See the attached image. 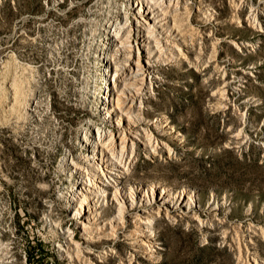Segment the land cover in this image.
<instances>
[{"label":"rangeland","instance_id":"1","mask_svg":"<svg viewBox=\"0 0 264 264\" xmlns=\"http://www.w3.org/2000/svg\"><path fill=\"white\" fill-rule=\"evenodd\" d=\"M151 4L159 13L156 25L142 30L151 40L147 71L132 27L133 18L141 17L138 2L0 0V236L13 251L12 260L2 264L68 261L58 248L66 240L60 227L69 228L74 241L81 230L56 198L65 176L59 163L66 150L77 159V138L87 118L114 133L104 134L107 143L116 140L111 147L122 148L129 171L119 188L128 199L140 204L154 188L161 195L156 185H166L176 198L188 193L192 208L187 216L155 214L160 249L153 257L131 251L134 222L126 218L112 221L117 230L96 228L72 254L83 256L85 264H262L264 0ZM107 20L117 24L112 38L103 29ZM105 51L116 73H126L120 97L125 113L116 109L122 117L116 115V121L136 124L146 145L136 139L131 149L117 140L114 122L97 119L100 88L94 91L93 83L102 82L97 77L104 65L97 58ZM241 68L249 73L239 83ZM131 81L141 89L128 87ZM214 89L219 91L212 94ZM162 114L166 126L159 134L152 122ZM176 130L181 135L170 136ZM109 201L101 221L116 212ZM193 217L203 220L206 233ZM56 220L54 228L50 223ZM254 224L259 234H252ZM249 245L257 255L248 252ZM103 249L108 254L99 256Z\"/></svg>","mask_w":264,"mask_h":264},{"label":"bare ground","instance_id":"2","mask_svg":"<svg viewBox=\"0 0 264 264\" xmlns=\"http://www.w3.org/2000/svg\"><path fill=\"white\" fill-rule=\"evenodd\" d=\"M129 1L138 2L140 4V7L136 9L142 11L141 17L137 16L133 18V24L135 25L132 27L135 30L134 41H136V39L140 40L139 42H136V49L138 51V55L140 53L143 54L142 66H145L147 71H149L148 66L150 65L151 60V40H149L147 35H145L142 30L146 28L144 26L156 25L158 18L155 15L158 14L159 11L156 8L154 9L151 4L156 3V0H151L149 2H146L145 0ZM146 7H149L150 11L144 10ZM103 25V29H105V32L107 33L106 35L111 38L112 35L118 31V29L115 28L117 24L112 23L109 20L104 22ZM179 39H181L182 44L185 43L183 37ZM109 54L105 51L104 54L97 58L99 62L104 65L97 77V79H100L102 82H98L99 84L96 82L93 83L94 91H96L95 89L100 88L99 91L102 90L101 93H104L95 96L97 104L96 110L98 114L97 119L101 117V121L107 123V125H113L114 122L118 138L116 139L119 142L123 141L124 145H129L131 149L133 148V145H135L134 143H137L136 139L143 145H146V143L137 136V134L140 135V129L136 124H134L133 127H130L131 124L127 121H116V109L122 114L125 113L120 110L123 106L120 97L123 98L124 96L123 89L125 88V82L123 80V76H125L126 73L121 75L116 73L114 66H112L111 56ZM138 55L137 60H139ZM132 62L133 64L136 63L133 60ZM130 68L132 69V66H129V71ZM237 73V80L240 83L244 80V78H247L249 72L245 68H241L237 71ZM129 84L130 85L128 87L130 88L141 89L139 84H135L132 81ZM216 91L219 90L214 89L212 94ZM11 97V104H14L16 100L14 90ZM25 108L31 109V107H28L27 105ZM103 116H107V118H104ZM121 118L122 117L119 116L118 119ZM165 121L166 119L164 114L153 119L152 124L156 127L155 130L158 131L159 134L161 133L158 128H160V131L164 130V127L166 126ZM95 123H97L96 120L92 118H87L85 121L86 125L82 132H80L81 135L77 138V144H79V148H81V152L76 156L77 159L72 156L70 150H66L63 157L60 159V172L65 176H63L57 184L56 198L62 201L65 206L70 208L74 220L73 227H79L81 230L79 237L81 238L79 241L72 240L70 229H62L60 227V234L61 236L66 237V240L64 241V245L59 243L58 248L66 251L62 252L63 255L68 256V261L65 264H71V261L72 264H85L83 256L74 253L72 254V251H75L77 244L81 243L82 240H85L86 242L87 235L98 227H101L102 231L105 233L111 232L114 229L117 230V226H115L112 221H120L121 219L126 218L129 221L134 222V227L130 230L131 251L135 254V256L153 257L156 253V249H160L159 242L155 238L154 233L155 214L159 215L164 212L165 214L172 216L190 215L189 211L192 206H187L189 194L182 193V196L176 198L175 195H173V188L167 187L166 185L165 187H163V185H156V187H160L161 195H158L154 188V190L151 191V197H149L148 200L142 201L140 204L136 203L133 198L128 199L126 189L124 190V188L121 187L120 190L119 188V185L122 184L121 182L127 178L129 171V168L126 166L127 163L123 161L124 156L120 152L122 148L119 146L118 148H120V151L118 152L114 147H111V143L114 142L115 139H111L110 144L107 143L106 139L103 140L105 137L104 134H108V137H114V133L111 135L107 133L108 131H102ZM142 132L144 133L143 129ZM178 134L181 135L180 131L176 130L170 136L173 137ZM119 135H122V137ZM124 147L125 146H123V150ZM134 182L142 187V185L139 184L140 182ZM128 186L130 189L132 185ZM141 187H138V189ZM125 188L128 190L127 186H125ZM108 200H110L108 203H112L114 205L116 204V212H113L109 218L101 221L99 218L102 215L101 213L105 208L104 205L107 204L106 201ZM193 203L194 201H191V204ZM211 213L214 214L212 211ZM193 218L196 223L198 222V229L203 233H206L208 228L205 223L202 222L203 220L200 219V217ZM108 222L110 224H106ZM58 223L59 221L56 220L50 224L56 228ZM259 227L260 225H253L251 228L253 235L260 233L258 229ZM136 235H144V238L137 237ZM107 248L109 250L112 249L109 246ZM70 249L71 252H68ZM247 250L248 252L250 251L252 255H257L258 251H256L257 249L255 246L249 245ZM83 251L88 254L93 253L90 247H83ZM12 253L13 251L9 242L0 236V264L12 260ZM107 254L108 252L103 249L99 256H105ZM85 257L88 259L90 256L88 255ZM263 257L264 252L258 259L259 261H262V264H264ZM99 260L101 261V259Z\"/></svg>","mask_w":264,"mask_h":264},{"label":"built area","instance_id":"3","mask_svg":"<svg viewBox=\"0 0 264 264\" xmlns=\"http://www.w3.org/2000/svg\"><path fill=\"white\" fill-rule=\"evenodd\" d=\"M104 91V90H103ZM97 93V95H99V94H104V93H101L100 91H98V92H96Z\"/></svg>","mask_w":264,"mask_h":264}]
</instances>
